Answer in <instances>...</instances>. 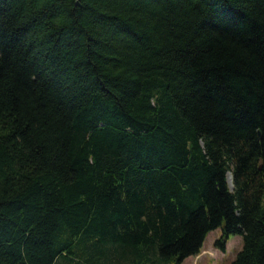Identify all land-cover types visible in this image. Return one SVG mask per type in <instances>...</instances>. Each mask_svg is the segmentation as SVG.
Instances as JSON below:
<instances>
[{
    "label": "trees",
    "instance_id": "obj_1",
    "mask_svg": "<svg viewBox=\"0 0 264 264\" xmlns=\"http://www.w3.org/2000/svg\"><path fill=\"white\" fill-rule=\"evenodd\" d=\"M218 229L264 264V0H0V264H183Z\"/></svg>",
    "mask_w": 264,
    "mask_h": 264
},
{
    "label": "rangeland",
    "instance_id": "obj_2",
    "mask_svg": "<svg viewBox=\"0 0 264 264\" xmlns=\"http://www.w3.org/2000/svg\"><path fill=\"white\" fill-rule=\"evenodd\" d=\"M221 230L218 229L212 233L209 234L207 237L204 246L203 251H207L208 249H215L214 243L216 240H218L221 237ZM243 248V241L240 236L232 237L228 242V250L223 255H219V258H213L211 259V262H208V256L194 259L192 261H188L185 264H232L235 260L237 254L242 250ZM170 264H173V261L170 262Z\"/></svg>",
    "mask_w": 264,
    "mask_h": 264
},
{
    "label": "crops",
    "instance_id": "obj_3",
    "mask_svg": "<svg viewBox=\"0 0 264 264\" xmlns=\"http://www.w3.org/2000/svg\"><path fill=\"white\" fill-rule=\"evenodd\" d=\"M227 250H228V244H227ZM220 254L224 256V253L220 252L217 249H212L211 248V249H208L207 251H203V249H202V254L200 256H198L196 258L195 257H191V258L185 260L183 264H185L188 261H192L194 259H199V258H203V257H207V256H208V262H211V259L219 258Z\"/></svg>",
    "mask_w": 264,
    "mask_h": 264
},
{
    "label": "bare ground",
    "instance_id": "obj_4",
    "mask_svg": "<svg viewBox=\"0 0 264 264\" xmlns=\"http://www.w3.org/2000/svg\"><path fill=\"white\" fill-rule=\"evenodd\" d=\"M228 180H229V183L231 185L232 184V177H231V175L228 176Z\"/></svg>",
    "mask_w": 264,
    "mask_h": 264
},
{
    "label": "water",
    "instance_id": "obj_5",
    "mask_svg": "<svg viewBox=\"0 0 264 264\" xmlns=\"http://www.w3.org/2000/svg\"><path fill=\"white\" fill-rule=\"evenodd\" d=\"M229 181V180H228ZM230 184V183H229ZM231 190H233V185H230Z\"/></svg>",
    "mask_w": 264,
    "mask_h": 264
}]
</instances>
